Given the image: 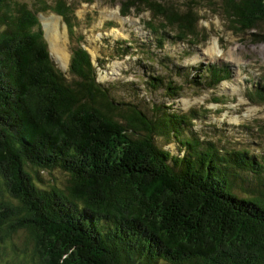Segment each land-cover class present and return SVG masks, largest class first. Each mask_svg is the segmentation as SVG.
I'll return each instance as SVG.
<instances>
[{
	"label": "trees",
	"instance_id": "trees-1",
	"mask_svg": "<svg viewBox=\"0 0 264 264\" xmlns=\"http://www.w3.org/2000/svg\"><path fill=\"white\" fill-rule=\"evenodd\" d=\"M165 1L124 0L121 12L148 9L162 20L159 32L172 27L176 39L190 43L193 8L209 0H190L183 12ZM221 1L226 15L260 39L252 31L264 22V0ZM40 10L62 17L71 31L74 11L65 0L41 1ZM2 20L0 241L26 234L33 252L22 264H264L263 154L201 139L196 115L191 122V115L154 107L158 120H151L136 104L115 101L82 47L72 49L67 78L24 5L0 0ZM223 70L208 65L203 86L225 80ZM149 78L178 98L172 82ZM255 90L264 103V86ZM163 136L177 140L175 156L155 145ZM52 170L69 175L65 190L35 185L32 176ZM245 176L258 181L257 190Z\"/></svg>",
	"mask_w": 264,
	"mask_h": 264
},
{
	"label": "rangeland",
	"instance_id": "rangeland-1",
	"mask_svg": "<svg viewBox=\"0 0 264 264\" xmlns=\"http://www.w3.org/2000/svg\"><path fill=\"white\" fill-rule=\"evenodd\" d=\"M11 1L24 5L36 15L50 60L57 69L64 70L61 71L67 78L72 49L82 47L96 68V81L112 88L115 101L136 104L151 120H158L150 111L154 107L176 115H191V122L197 116L192 122L193 130L201 139H211L227 150L244 149L264 155V103L254 97L255 86H264V22L252 31L260 37L254 40L251 32H244L233 16L224 13L221 0L198 2L193 8L196 37L187 36L188 43L176 39L178 31L172 27L166 26V33L159 32L162 20L148 9L131 8L123 14L124 0H65L74 11L68 23L73 25L71 31L62 17L40 10L41 1L51 5L55 0ZM166 1L160 4L172 6L178 12H183L186 8L183 4L190 2ZM9 8L13 14L15 6L11 3ZM3 24L2 20L0 30ZM45 24L57 30L49 35ZM208 65L225 69L222 73L228 77L211 88L203 86L207 82L204 71ZM150 76L160 77L163 85L172 82L179 87L174 91L178 92V98L168 97L164 87L156 89L157 83L151 82ZM118 120L125 124L123 119ZM179 132L176 126L172 129V135L177 138ZM187 139L192 142L189 136ZM155 145L172 156L180 149L177 140L165 136L155 138ZM32 177L37 187L53 186L61 190L68 187L70 180L68 174L59 170L38 172ZM244 180L245 185L257 190V180L248 176ZM234 182L237 185L240 179ZM25 242L24 232L2 239L0 264L26 262L33 246Z\"/></svg>",
	"mask_w": 264,
	"mask_h": 264
},
{
	"label": "bare ground",
	"instance_id": "bare-ground-1",
	"mask_svg": "<svg viewBox=\"0 0 264 264\" xmlns=\"http://www.w3.org/2000/svg\"><path fill=\"white\" fill-rule=\"evenodd\" d=\"M46 25V24H45ZM45 29V28H44ZM46 31H47V33L49 34V35H52V32H55L56 30H57V28L56 27H54L53 25H50V24H48V25H46V29H45ZM46 34V33H45ZM52 38H54V36H52ZM51 41H54V40H51Z\"/></svg>",
	"mask_w": 264,
	"mask_h": 264
},
{
	"label": "water",
	"instance_id": "water-1",
	"mask_svg": "<svg viewBox=\"0 0 264 264\" xmlns=\"http://www.w3.org/2000/svg\"><path fill=\"white\" fill-rule=\"evenodd\" d=\"M48 54H49V52H48ZM60 70H62V71H64L62 68H60V67H58Z\"/></svg>",
	"mask_w": 264,
	"mask_h": 264
},
{
	"label": "clouds",
	"instance_id": "clouds-1",
	"mask_svg": "<svg viewBox=\"0 0 264 264\" xmlns=\"http://www.w3.org/2000/svg\"><path fill=\"white\" fill-rule=\"evenodd\" d=\"M48 49V48H47Z\"/></svg>",
	"mask_w": 264,
	"mask_h": 264
}]
</instances>
